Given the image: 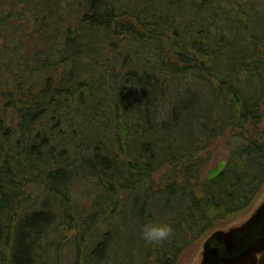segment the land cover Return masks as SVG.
Listing matches in <instances>:
<instances>
[{
    "label": "trees",
    "instance_id": "1",
    "mask_svg": "<svg viewBox=\"0 0 264 264\" xmlns=\"http://www.w3.org/2000/svg\"><path fill=\"white\" fill-rule=\"evenodd\" d=\"M262 5L0 0V264H177L251 208L264 188ZM219 139L229 163L204 178L201 150ZM80 180L95 189L77 208ZM156 220L174 233L146 242Z\"/></svg>",
    "mask_w": 264,
    "mask_h": 264
},
{
    "label": "water",
    "instance_id": "2",
    "mask_svg": "<svg viewBox=\"0 0 264 264\" xmlns=\"http://www.w3.org/2000/svg\"><path fill=\"white\" fill-rule=\"evenodd\" d=\"M225 167L226 160H220L206 177H218ZM202 249L197 264H264V197L245 220L207 236Z\"/></svg>",
    "mask_w": 264,
    "mask_h": 264
},
{
    "label": "rangeland",
    "instance_id": "3",
    "mask_svg": "<svg viewBox=\"0 0 264 264\" xmlns=\"http://www.w3.org/2000/svg\"><path fill=\"white\" fill-rule=\"evenodd\" d=\"M262 6L264 8V5H262ZM261 13H262V15H264V9ZM237 36H239V33L236 32L233 35V38H235V37L237 38ZM232 53H234V51ZM220 68L223 70L222 67H220ZM113 126L115 127V123ZM113 132H115V131H112V135H113ZM221 139L211 142L210 145H207V147H203L201 150V153L203 155H205V157L208 158V160H209V163L202 170L203 171L202 175L204 178H206L207 170L209 168L216 166V164L220 160L225 159L226 165H227V163H229L228 158L230 156V149L227 147L226 143L221 142L222 141ZM202 144H204V143H202ZM205 144H207V143H205ZM163 170H165V169H162V171ZM94 184H95V181H93V180H91V181H87V180L78 181V184H76L77 189H75L76 194L74 196V201L78 203L77 208L82 207L80 205V202H81L82 198H86L85 197L86 196L85 191L94 192V189H95ZM263 197H264V188L262 190V193H260L258 195V198H256V200L254 201V204L251 208H248V210L242 214L239 213L235 217L228 219L227 220L228 222H226L224 225H220V226L214 225L215 226L214 230L210 231L205 236L204 240L207 238V236H209L216 229H219V228L226 229V228H229L230 226L237 225L241 221L245 220L247 218V216L250 214V212L258 205L259 201L262 200ZM63 228H64V226H63ZM75 229H76L75 226L72 227L71 230H69V227H66V228H64V230L62 232H64L65 235H71V231L75 232ZM204 240H201L198 243V245L194 244L193 247L191 248V250L189 249L187 252H183V254L179 258L177 264H197L200 261L201 251L203 250L202 246H203ZM58 262H59L58 264H61L63 261L61 260Z\"/></svg>",
    "mask_w": 264,
    "mask_h": 264
},
{
    "label": "clouds",
    "instance_id": "4",
    "mask_svg": "<svg viewBox=\"0 0 264 264\" xmlns=\"http://www.w3.org/2000/svg\"><path fill=\"white\" fill-rule=\"evenodd\" d=\"M174 224L169 220L149 221L142 226L141 234L146 242L162 243L174 233Z\"/></svg>",
    "mask_w": 264,
    "mask_h": 264
}]
</instances>
